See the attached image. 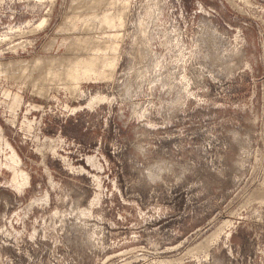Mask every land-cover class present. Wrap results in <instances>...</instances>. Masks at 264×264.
<instances>
[{"label": "rangeland", "instance_id": "obj_1", "mask_svg": "<svg viewBox=\"0 0 264 264\" xmlns=\"http://www.w3.org/2000/svg\"><path fill=\"white\" fill-rule=\"evenodd\" d=\"M0 264H264V0H0Z\"/></svg>", "mask_w": 264, "mask_h": 264}]
</instances>
